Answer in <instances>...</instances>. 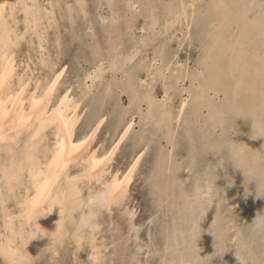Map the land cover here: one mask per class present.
<instances>
[{
  "label": "rangeland",
  "instance_id": "374dc122",
  "mask_svg": "<svg viewBox=\"0 0 264 264\" xmlns=\"http://www.w3.org/2000/svg\"><path fill=\"white\" fill-rule=\"evenodd\" d=\"M39 1L43 8L42 27H46L42 36L44 39L39 40L35 32L29 33L28 37L26 36L17 46L16 52L20 50L16 53V74L18 75L15 78L19 75L23 76L25 81L30 82L28 90L32 91L37 80L51 78L55 71L65 65V72L51 104H54L66 91H69L71 98L80 100L78 112L82 114V118L76 127V138L84 136L90 130V125L98 112L105 113L107 117L102 126L103 130L100 129V136L95 141L96 145H93L95 148L99 147L98 150L102 153L108 150L115 141L114 134L117 124L126 116L135 113L136 124L113 160V171L124 172L136 153L149 143L147 152L130 185L129 195L127 194L124 200L126 203L123 201L121 205H115L109 210L104 208L99 212L97 219L99 225L95 233L98 235H96V244L104 242L101 264H163L174 257L179 258L178 256H188L192 260L191 264H239L236 255L241 257L244 264H262L264 261V229H257L252 222L257 214L264 216V197H257L258 193H264V95H260L259 91L251 107H248L249 104L246 107L242 105L243 93L239 94L240 98H234L232 93H228L227 96L223 93L215 96L211 91V98H207L204 107H201L199 102L192 101L181 124L179 126L173 124L176 128L175 141L178 143L173 153L174 165L170 174L162 169L159 161V158L164 156L163 151L167 152L163 147L167 144L163 136L164 129L157 128L153 121L145 123L142 116L147 111L146 102L143 103L142 110L138 109V105L130 103L129 94L123 90L124 84L131 76L145 79L146 81L137 84V87L146 90L151 87H147L151 81L148 77V70L153 67L154 69L162 68L171 62L170 69L154 85L153 92L156 99H164L162 102L165 103L166 85L171 83L168 101H170L173 112H176L183 97L199 91V87L207 81L202 83L201 80L192 84L190 78L187 77L189 73L187 71L193 73L202 69L200 66L202 51L198 44H200L201 37H205V32L201 34V22L204 24L205 21L210 22V17L213 19V15L208 17V21L200 16L205 8H211L212 0H203L202 12L199 10L202 8L197 9L196 16L199 25L196 24L195 27V21H193V27L191 26V30L194 29L192 34L194 33L195 43L189 46L186 41L187 44L181 47V40L189 30L185 25L187 21L185 20L182 24L178 23L169 32L165 31L166 17L164 16L172 0H168L171 3H165L163 0ZM228 2H230V13L232 14L239 15L241 11L244 12L247 9L242 0H228ZM146 5H150L152 9L157 7H155L154 17L145 9ZM261 5H264V0L254 2L259 16H264V7ZM19 6L17 9H20ZM49 11L53 12L52 26L46 18V13ZM155 14L159 17L158 25L152 27L150 24L155 19ZM229 34L226 37L230 36ZM204 37L202 42L208 39L206 37L205 40ZM233 37L234 35L231 36L232 39ZM131 55L134 57L127 60V57ZM43 58L46 59L44 62ZM226 59H224L225 63L228 61ZM153 60L155 62H152ZM99 66L102 69H98ZM95 70L100 73V78L91 80L88 76L93 75ZM180 71L183 78L176 81ZM253 73L251 71L250 75ZM205 75L207 76V72ZM202 76L204 73L201 78ZM227 82L230 84L231 78ZM218 84L220 85V81ZM258 85L261 86L260 83ZM108 87L112 91L109 94L107 93ZM184 87L189 91L183 92L181 89ZM219 108H221L220 112ZM46 135L42 144L46 145L47 142V144H53L54 136L51 134V129L47 130ZM25 136L26 133L20 138L21 141L16 143V151L19 153L24 147ZM2 150H0V167L7 155V152ZM71 165L74 166H70L69 173L72 172L70 174H75L81 168L78 164ZM169 176L171 180L166 178ZM207 179L213 181L212 196L197 198L196 188L204 184ZM160 180L167 182L164 183L165 188L162 186L163 190H159L157 186L156 181L160 182ZM167 184L169 186H166ZM80 185L84 194L98 193L103 188L101 183H89L85 179L81 180ZM89 188L92 191H89ZM24 189L25 185H22L17 189L16 194L24 195ZM161 192L168 193L167 196L165 193L162 194L165 198H169L162 204L158 199ZM237 193L242 194L240 208L232 209L230 202ZM13 198L14 195H10L6 203L10 209L18 213L19 205ZM86 207L88 209V206ZM84 209L87 210L85 206ZM128 210H134L137 213L132 218ZM79 212L82 211L76 212L77 216L74 214L76 221L81 214ZM70 227L67 234L68 232L71 234L73 227L72 225ZM69 234L66 240L58 244L59 248L64 247V249L67 248L66 250L62 248L60 252L58 248L57 255L45 242L43 244L45 248L42 246L43 248L34 249L35 255L32 254V261L29 264H89L86 253L91 242L88 245L89 240L84 241L83 246L78 249L77 253H74L77 246L71 241ZM69 250L74 251L68 255ZM0 257L3 256L0 255ZM62 257L65 258L62 260ZM1 258L0 264H10L4 257V261Z\"/></svg>",
  "mask_w": 264,
  "mask_h": 264
},
{
  "label": "bare ground",
  "instance_id": "6f19581e",
  "mask_svg": "<svg viewBox=\"0 0 264 264\" xmlns=\"http://www.w3.org/2000/svg\"><path fill=\"white\" fill-rule=\"evenodd\" d=\"M255 1L256 0H242L244 3L243 5H245V8L247 9L244 12L241 11V14L239 15L230 13L231 8L228 0H212L211 8L209 7L205 9L202 8L203 6L201 5L203 0H172V4L167 7V11L169 13L167 12V16H164L166 17L164 22V25L166 24V32L175 28L178 23L182 24L185 20L187 21L185 25H187V29L189 30L181 40L180 47L184 46L186 41H188L187 43L189 46L195 43L193 41L194 33L192 34L194 29H191L193 27V21H195V27L199 25L196 16L198 8H202L199 9L201 12L203 9L206 11L201 13L200 18L202 19L204 17L206 18L205 20L208 21V17L213 15V19L210 17V22L208 21L206 23L205 21V24L204 22H201L202 27H200V29L202 28L203 31H201V34L205 32V37L203 36L205 40L206 37H208L207 41L203 39L205 42H202L203 37H201L200 44H198L200 50L202 51V58L200 60V66L202 69L193 73L189 70L187 71L189 72L187 77L190 78L192 84L201 80L202 83L205 80L207 82L199 87V91H195L193 94L183 97L176 112H173L170 107V101H168V93H170V89L172 87L171 83L166 85V93L164 95L165 103L162 102L164 99H156L153 92L154 85L157 84L161 77L166 74V71L170 69L171 62L165 64L162 68L156 67L154 69L152 66L153 68L148 70V77L151 81L147 87H151L146 90L137 87V84L144 83L146 81L139 76L129 77L126 84H124L125 86L123 85V90L129 94L130 103L132 105H138L137 108L142 110V105L146 102L147 111L142 116L143 121H145V123L147 121H153L157 128L164 129L163 136L167 144L165 143L166 145L163 147L167 150V152L163 151L164 156L159 158V161L165 172L171 174V171L173 170V153H175L174 151L176 150V145L178 143L175 141V125L179 126L181 124V121L187 113V109L192 101L199 102L198 104L201 107H204L206 106L207 98H211V91L214 92L215 96L222 95V93L224 96H227L228 93H232V97L234 98H240L238 97L239 94L243 93L244 100L242 105L246 107L247 104H249L248 107H251L250 105L253 104L252 102L256 100L255 95L257 97L259 91L260 95H264V16H259L254 7ZM163 2L171 3L168 0H163ZM17 6H19L20 9H17ZM155 7L152 9L150 5H146L145 9H147L149 13L151 12L150 14L154 17V11L156 10ZM261 7H264V5H261ZM42 9L43 8L40 5L39 0H0V150L4 149L7 152L6 157H3L4 162H2L0 167V219L2 220V223L0 224V255H2L10 264L31 263L32 254L34 253L33 255H35V252H33L34 249H38L39 247L41 248L45 242L48 243L57 254L60 246L58 244H61L63 240L67 239L69 234V232L67 234V231H70L71 229L70 225L73 227L70 232L71 234H69L70 239H72L71 241L77 246V250L74 253L78 252V249L83 246L82 244L86 240H89L88 245L91 242V245L88 246L89 249H86L87 256L90 254L91 247L102 250L104 242L96 244L98 235L95 232L97 231L96 228L99 225L98 221H96L94 230L91 233H81L77 229L81 215L89 210V207L93 204L91 198L97 194L92 192L84 194L80 182L85 179L89 183H101L103 188L100 192L105 190L106 185H111L112 196L110 203L105 207V209L108 208L107 210H109V208H112L115 205H121L123 201L126 200L125 198L129 193V188L134 179L135 173L149 147V143L145 144L141 150L136 153V156L133 157L132 162L124 172L120 173L118 170L113 171V160L118 154L121 145L132 132V129L136 124L135 113L130 116H126L117 124L114 134L115 141L108 150L102 153L98 150L99 147L95 148L93 145L95 144L97 137L100 136V129L106 121L107 116L105 113L98 112L94 121L90 125V130H88L84 136L76 138V127L82 118V114L78 112L80 100L71 98L69 96V91H66L54 104H51V101H53L52 99L58 89L62 75L65 72V65L55 71L51 78L42 79L44 82L40 79L37 80L35 82V88L32 91L28 90L30 82L25 81L23 76L19 75L15 78V76L18 75L16 74V53L20 50L18 49L16 52L17 46L22 43L24 38H26L29 33L35 32L38 34L40 38L39 40L44 39L42 36L46 27H42ZM214 14H216V16ZM158 15L155 14V19L152 20L153 22L150 24L152 27L158 25ZM46 18L48 19L49 25L52 26L54 20L53 12H47ZM228 34L230 36L226 37ZM233 35L234 37L232 39L231 36ZM254 40H256V42ZM28 43H30V41ZM133 57V55H131V57L128 56L127 60H130ZM224 59L228 61L225 63ZM45 60L46 59L43 58V62ZM152 62L155 61L153 60ZM42 65L43 64L41 63V66ZM26 68H28V66H26ZM98 69H102L101 66H99ZM251 71L254 73L250 75ZM206 72L207 76L205 75ZM202 73H204V76H202L203 78H201ZM88 77L91 78V80H95L100 78V73L95 70L93 75H89ZM182 78V72L180 71L176 81H179L180 79L182 80ZM229 78H231L230 84L227 82ZM219 81L220 85L218 84ZM259 83L261 86L258 85ZM110 89L111 88L108 87V94L111 91ZM181 90L183 92L189 91L188 88L185 87ZM232 97L231 99H233ZM218 111L220 112L221 108H219ZM140 112L142 113V111ZM174 123L175 125L173 126ZM257 124L258 123H256V125ZM48 129H51L54 141L53 144H47V142L45 145L42 144V142L47 136L46 132ZM24 133H26L25 144L24 147H22L23 149L20 147L22 150L19 153L16 151L15 146L17 141H21L20 138ZM239 150L241 151V149ZM155 157L157 158V156ZM71 164L81 165L80 170L75 172V174H70L72 172L69 173V168L70 166H74ZM72 168L74 170V167ZM161 176H163V174ZM166 178H170L171 180V176ZM156 182L159 190H163L162 186L165 188L164 183H167L161 180L160 182ZM83 184L82 186H84ZM22 185H25V194L18 196L16 191ZM86 186L88 185L86 184ZM166 186H169V184ZM212 186V179H207L204 184H200L196 188L197 198L211 197L213 192ZM90 187L92 188V186ZM91 188L88 190L92 191ZM162 193H165L166 196L168 194L166 192H161V194H159L158 199H160L161 204L164 200L166 201L169 199L167 197L165 198ZM10 195H14L16 203L19 205L18 213L14 212L15 210L13 211L7 206L6 202ZM56 200L60 201L62 208H59L58 206L55 208L53 207L51 212H49L50 205ZM241 200L242 194H235L233 201L230 202L232 209H239ZM84 206L86 209V206H88V209L85 210ZM77 209L82 212H79V214H81L79 219L77 218L78 220L76 221L74 214L78 212ZM115 209H117V207ZM135 213L137 212L134 210H128V214H130L132 218L135 216ZM17 219L18 221H16ZM222 221L224 222V220ZM81 237H83V243H80ZM68 243L69 242H67V244ZM62 248L64 249V247ZM62 248L60 247L59 251ZM125 248H127V246ZM71 251L69 250V252H67L68 255ZM129 254L131 255V253ZM3 257H0L1 260L4 259ZM178 257L179 258L174 257V259H170L163 264H191L192 262L191 258L188 256ZM63 258L65 257H62V260ZM262 264H264V261Z\"/></svg>",
  "mask_w": 264,
  "mask_h": 264
},
{
  "label": "clouds",
  "instance_id": "9594fccd",
  "mask_svg": "<svg viewBox=\"0 0 264 264\" xmlns=\"http://www.w3.org/2000/svg\"><path fill=\"white\" fill-rule=\"evenodd\" d=\"M111 196L112 186L106 185L104 191L97 193L91 198L93 204L89 207V210L86 213L81 215L80 221L77 225V229L79 232L91 233L94 230L99 212L102 211L110 203ZM257 197H264V193H258ZM57 206L59 208H62V204L59 200L54 201V203L50 205L49 212H51L53 207L55 208ZM252 223L257 229H264V216L257 214L256 217H254ZM80 243H83V237H81ZM236 257L239 264H244V261L240 256L236 255ZM87 259L89 261V264H101L102 250L99 248L91 247L90 254L88 255Z\"/></svg>",
  "mask_w": 264,
  "mask_h": 264
}]
</instances>
